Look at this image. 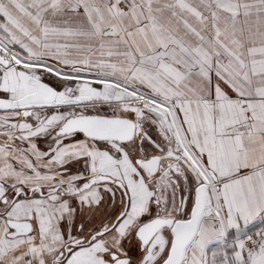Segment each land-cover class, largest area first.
I'll list each match as a JSON object with an SVG mask.
<instances>
[{"label": "snow or ice", "instance_id": "6c2138e0", "mask_svg": "<svg viewBox=\"0 0 264 264\" xmlns=\"http://www.w3.org/2000/svg\"><path fill=\"white\" fill-rule=\"evenodd\" d=\"M0 264H264V0H0Z\"/></svg>", "mask_w": 264, "mask_h": 264}]
</instances>
